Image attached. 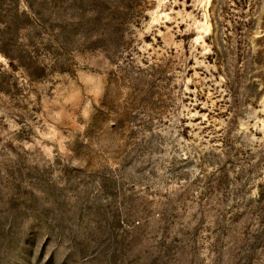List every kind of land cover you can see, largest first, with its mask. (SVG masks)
<instances>
[{"label": "rangeland", "instance_id": "rangeland-1", "mask_svg": "<svg viewBox=\"0 0 264 264\" xmlns=\"http://www.w3.org/2000/svg\"><path fill=\"white\" fill-rule=\"evenodd\" d=\"M0 264H264V0H0Z\"/></svg>", "mask_w": 264, "mask_h": 264}]
</instances>
